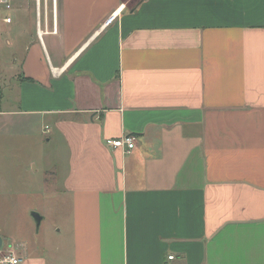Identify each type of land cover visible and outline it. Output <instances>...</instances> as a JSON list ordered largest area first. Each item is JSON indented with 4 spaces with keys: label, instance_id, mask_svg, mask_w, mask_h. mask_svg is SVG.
Wrapping results in <instances>:
<instances>
[{
    "label": "crops",
    "instance_id": "crops-1",
    "mask_svg": "<svg viewBox=\"0 0 264 264\" xmlns=\"http://www.w3.org/2000/svg\"><path fill=\"white\" fill-rule=\"evenodd\" d=\"M131 1L57 0L55 19L48 0L7 41L4 142L52 136L63 214L43 238L0 229L1 248L21 264H264V0ZM129 135L130 153L108 145Z\"/></svg>",
    "mask_w": 264,
    "mask_h": 264
},
{
    "label": "rangeland",
    "instance_id": "rangeland-1",
    "mask_svg": "<svg viewBox=\"0 0 264 264\" xmlns=\"http://www.w3.org/2000/svg\"><path fill=\"white\" fill-rule=\"evenodd\" d=\"M48 1V0H47ZM140 0H132L129 8L133 7ZM50 12L53 11L54 0H49ZM15 22L13 32L8 33L7 27L0 25V80L3 82L1 97L5 101L6 108L18 106L16 97L19 96L14 85H19L11 81L12 72L18 69L14 65V48L9 46L7 41L19 35V22L27 17L28 12H37V4L33 0H15ZM42 21L44 22V0H42ZM17 25V27H16ZM12 82V86L9 84ZM12 109V108H11ZM3 125V124H2ZM3 127V126H2ZM46 131V130H45ZM0 161L2 162L6 155L13 160H18L16 169L9 171L0 163V229L9 232L22 233L26 229L27 223L31 222L32 231L35 235L42 238L50 232L53 234L54 224L62 217V204L59 203L62 196H59L54 190L55 178L63 171L61 149L45 133L30 137L27 141L20 138L19 142L9 148L5 142V130L0 129ZM40 133V132H39ZM36 142V144L34 143ZM32 158V159H31ZM34 164H30V162ZM8 174H12L10 177ZM43 186V193L40 187ZM11 189L14 194H4V190ZM37 214L41 220L40 224L35 218ZM43 221V222H42ZM41 223H43L41 225Z\"/></svg>",
    "mask_w": 264,
    "mask_h": 264
},
{
    "label": "built area",
    "instance_id": "built-area-1",
    "mask_svg": "<svg viewBox=\"0 0 264 264\" xmlns=\"http://www.w3.org/2000/svg\"><path fill=\"white\" fill-rule=\"evenodd\" d=\"M15 0H0V24L12 25L14 23ZM37 4L38 26H40V17L42 13V0H33ZM47 0H44V11L47 12ZM57 0L53 3V14L56 19ZM118 18V13L112 14L105 22V26H110ZM137 138L133 135L125 136L118 140H108V145L115 149H122L126 153L132 152L136 148ZM170 256L169 260H173ZM22 260L16 251L9 246L7 249H0V264H21Z\"/></svg>",
    "mask_w": 264,
    "mask_h": 264
},
{
    "label": "water",
    "instance_id": "water-1",
    "mask_svg": "<svg viewBox=\"0 0 264 264\" xmlns=\"http://www.w3.org/2000/svg\"><path fill=\"white\" fill-rule=\"evenodd\" d=\"M34 216H35V218H36V220H37V222H38V225H39L40 222H41L39 216H38L37 214H35ZM0 241H1V239H0ZM0 249H1V246H0Z\"/></svg>",
    "mask_w": 264,
    "mask_h": 264
}]
</instances>
